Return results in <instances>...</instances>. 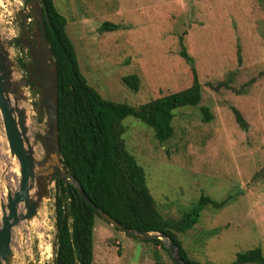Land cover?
Segmentation results:
<instances>
[{
	"label": "rangeland",
	"instance_id": "rangeland-1",
	"mask_svg": "<svg viewBox=\"0 0 264 264\" xmlns=\"http://www.w3.org/2000/svg\"><path fill=\"white\" fill-rule=\"evenodd\" d=\"M53 1L67 20L82 73L103 98L115 102L138 106L188 87L189 65L178 54V38L185 33L202 87L199 107L208 108L212 118L204 122L198 107L177 110L174 134L164 144L154 139L152 130L127 118V149L143 168L164 218L179 219L201 194L216 201L230 197L221 209L205 208L198 223L178 235L190 260L230 264L237 253L255 247L264 254V0ZM29 2L0 0L4 36L18 37L16 19ZM104 22L120 28L98 32ZM10 49L21 58L17 45ZM127 74L139 77L138 92L123 84ZM27 93L33 138L45 134V119L32 113L37 95ZM14 165L0 116V194L5 195L6 185H18ZM51 189L36 218L13 229L11 264H53ZM93 264L173 263L159 246L96 217Z\"/></svg>",
	"mask_w": 264,
	"mask_h": 264
},
{
	"label": "trees",
	"instance_id": "trees-1",
	"mask_svg": "<svg viewBox=\"0 0 264 264\" xmlns=\"http://www.w3.org/2000/svg\"><path fill=\"white\" fill-rule=\"evenodd\" d=\"M44 4L48 15L45 33L57 72V124L62 168L100 210L125 228L164 235L179 248L185 262L208 264L190 260L178 235L191 230L205 208L221 209L229 204L230 197L216 201L201 194L179 219L164 218L146 186L144 170L127 149L124 138L127 118L152 130L159 144L172 138L173 119L179 109L198 107L205 116L204 122L212 118L208 108L199 107L202 87L193 59L187 52L185 33L179 35L178 54L189 65V86L132 106L103 98L89 84L67 32L66 18L57 11L53 0H44ZM119 28V25L104 22L98 32ZM25 64L20 58L19 68L23 70ZM121 80L131 91L138 92L140 80L136 74L124 75ZM235 118L243 127L237 112ZM54 181V264H93L94 223L96 217L102 218L81 199L75 187L58 176ZM144 242L159 246L169 255L160 239ZM169 258L175 264L170 255ZM230 264H264V254L261 248L255 247L237 253Z\"/></svg>",
	"mask_w": 264,
	"mask_h": 264
},
{
	"label": "water",
	"instance_id": "water-1",
	"mask_svg": "<svg viewBox=\"0 0 264 264\" xmlns=\"http://www.w3.org/2000/svg\"><path fill=\"white\" fill-rule=\"evenodd\" d=\"M30 21L34 23L31 32L28 31ZM47 21L44 0H30L16 19L21 31L18 38L13 39L14 35L11 33L4 36L6 29L0 27V116L10 158L14 160V168L19 173L17 187L10 189L6 185L5 195L0 194V264H11L14 257L11 249L13 229L21 222L29 223L36 218L43 202L49 200L51 188L54 202L55 176L75 187L81 199L112 228L143 241L160 239L175 264H189L180 257L179 248L166 236L127 229L100 210L88 198L80 184L62 168L57 124V72L45 33ZM32 32V42L35 39V44L29 43ZM15 42L20 44L18 47L21 58L26 56L28 50V57H25L28 63L23 70L18 65L20 58H15L10 49ZM25 70L27 78L24 77ZM27 90L37 95L32 113L36 114L38 120L45 119V134H36L33 138L29 136L30 108L25 106L27 101L31 102ZM36 147L40 148L42 159L36 157ZM52 249L54 264L56 242Z\"/></svg>",
	"mask_w": 264,
	"mask_h": 264
},
{
	"label": "flooded vegetation",
	"instance_id": "flooded-vegetation-1",
	"mask_svg": "<svg viewBox=\"0 0 264 264\" xmlns=\"http://www.w3.org/2000/svg\"><path fill=\"white\" fill-rule=\"evenodd\" d=\"M28 16H29V14H27ZM33 28H34V23H32L31 21L28 23V31H32L33 30ZM26 33V32H25ZM21 35V31L19 30V34H18V37ZM18 37H16V38H18ZM15 38V39H16ZM32 38H33V32H32V35H31V37H29V43H36V40L34 39L33 40V42H32ZM16 43H18V42H15V45H17ZM20 44L18 43V46H19ZM24 55V54H23ZM25 57H28V50H27V52H26V56ZM24 57V58H25ZM24 58H23V60H24ZM27 59V58H26ZM27 63H28V59H27ZM24 77L25 78H27L28 76H27V72H26V70H25V74H24Z\"/></svg>",
	"mask_w": 264,
	"mask_h": 264
},
{
	"label": "bare ground",
	"instance_id": "bare-ground-1",
	"mask_svg": "<svg viewBox=\"0 0 264 264\" xmlns=\"http://www.w3.org/2000/svg\"><path fill=\"white\" fill-rule=\"evenodd\" d=\"M36 157H37V158L40 157V148H39V147H36ZM16 172H17V174H18V176H19L18 171H16ZM17 174H15V175H17Z\"/></svg>",
	"mask_w": 264,
	"mask_h": 264
}]
</instances>
